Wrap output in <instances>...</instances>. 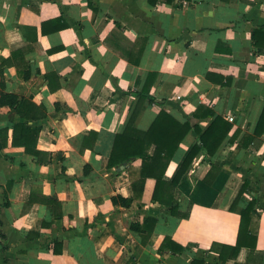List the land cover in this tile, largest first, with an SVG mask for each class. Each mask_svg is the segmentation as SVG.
Masks as SVG:
<instances>
[{"label":"crops","instance_id":"crops-1","mask_svg":"<svg viewBox=\"0 0 264 264\" xmlns=\"http://www.w3.org/2000/svg\"><path fill=\"white\" fill-rule=\"evenodd\" d=\"M259 29L264 0H0V97L15 94L46 112L28 122L42 130L27 152L13 144V126L24 119L0 105V264H222V249L211 248L237 244L252 201L253 261L243 247L225 264H264V134L254 135L264 110ZM202 106L232 128L213 157L201 149L175 190L181 212L192 204L189 218L153 202L152 179L141 201L115 205V196H134L130 175L142 165L108 166L130 116L136 111L143 131L161 111L204 131L214 118L195 117ZM195 144L192 130L167 180ZM150 217L152 233L131 229ZM166 237L185 251H159Z\"/></svg>","mask_w":264,"mask_h":264},{"label":"trees","instance_id":"trees-1","mask_svg":"<svg viewBox=\"0 0 264 264\" xmlns=\"http://www.w3.org/2000/svg\"><path fill=\"white\" fill-rule=\"evenodd\" d=\"M264 29H259L254 32L255 46L264 48ZM148 92L142 93L140 96L141 103L147 99ZM0 105L9 106L16 111L19 117L24 119V122L15 123L13 126V144L23 145L26 151H31L32 144H36L41 127L30 126L28 122L41 120L46 117V112L39 109L31 100L20 98L11 93H3L0 97ZM137 113L130 116L124 130L117 134L113 143L112 152L108 166L110 168L116 166L129 165L135 160H141L142 165L137 174L131 173L132 187L134 196L125 198L123 196H115L112 198L113 203L129 207L133 201H141L144 196L147 180L155 181V188L152 195V200L155 203L169 208L171 215L187 219L190 216L192 204L189 205L187 212H181L180 202L175 198V190L181 181L184 174L191 167L194 159L199 154L202 148L206 149L209 156L213 157L219 150L225 139L227 138L232 126L231 124L215 112L206 107H200L195 113L197 118L213 117V122L206 129L202 130L198 125L192 126L189 122L181 123L172 115L165 111H161L148 130H139L135 127ZM200 136V144H195L187 157L181 164L176 176L173 180L166 179V172L169 164L174 159L181 143L192 131ZM264 134V110L260 116L255 136ZM154 146V151L150 153L151 147ZM213 166L211 171L206 175L204 181L211 183L214 177ZM245 186L241 189L239 195L234 201L232 208L238 205ZM259 217L255 210V202H250L241 212V224L238 234L237 244L235 246H221L213 244L211 250L219 252V257L222 264H225L228 259H236L241 248L250 249L248 262H252L253 255L257 248V226ZM157 219L146 218L143 224L133 223L131 229L136 232L145 233L149 230L152 233ZM169 249L172 253L180 255L185 251V247L175 242L171 237L164 239L163 245L159 251ZM192 264H207L201 260H194ZM261 264H263L261 262Z\"/></svg>","mask_w":264,"mask_h":264},{"label":"built area","instance_id":"built-area-1","mask_svg":"<svg viewBox=\"0 0 264 264\" xmlns=\"http://www.w3.org/2000/svg\"><path fill=\"white\" fill-rule=\"evenodd\" d=\"M230 121H233V118H229Z\"/></svg>","mask_w":264,"mask_h":264},{"label":"water","instance_id":"water-1","mask_svg":"<svg viewBox=\"0 0 264 264\" xmlns=\"http://www.w3.org/2000/svg\"><path fill=\"white\" fill-rule=\"evenodd\" d=\"M123 168L125 167V165L122 166Z\"/></svg>","mask_w":264,"mask_h":264}]
</instances>
